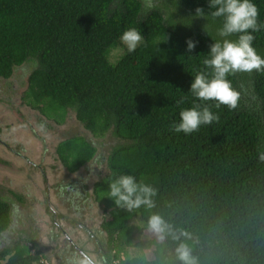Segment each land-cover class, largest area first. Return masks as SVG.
Listing matches in <instances>:
<instances>
[{
	"label": "trees",
	"instance_id": "1",
	"mask_svg": "<svg viewBox=\"0 0 264 264\" xmlns=\"http://www.w3.org/2000/svg\"><path fill=\"white\" fill-rule=\"evenodd\" d=\"M253 2L264 21V0ZM197 6L208 11L207 0H0V80L26 67L23 105L56 125L72 114L82 128L54 153L68 176L91 174L90 196L108 215L99 229L112 264H180V241L196 264H264V72L228 77L238 103L213 107L218 121L187 135L171 128L180 107H191V75L215 36L210 17L193 16ZM129 27L144 37L133 52L119 41ZM163 34L169 39L157 46ZM253 35L264 57V30ZM187 37L198 41L191 57ZM119 173L150 184L154 207H116L106 191ZM11 212L0 199V264L48 261L30 236L4 241ZM154 213L186 235L147 238Z\"/></svg>",
	"mask_w": 264,
	"mask_h": 264
},
{
	"label": "rangeland",
	"instance_id": "2",
	"mask_svg": "<svg viewBox=\"0 0 264 264\" xmlns=\"http://www.w3.org/2000/svg\"><path fill=\"white\" fill-rule=\"evenodd\" d=\"M116 52H111L110 60L118 55ZM27 72L24 66L15 68L11 78L0 80V199L6 201L12 211L3 239L10 242L30 235L29 238L44 249L50 264H58V254H52L62 247L76 251L71 241H76L74 246L97 258L105 257L107 248L105 245L103 248L105 237L100 233L99 224L108 215L90 196L91 174L80 169L67 177L54 153L64 135H84V132L72 114L63 124L56 125L37 110L23 105L21 97ZM33 164L45 172L40 174ZM44 176L49 178L44 180ZM68 178L75 179L76 183L69 186ZM84 195L90 198L84 199ZM25 217L30 218L29 222ZM144 235L160 241L151 230ZM146 258L150 260L152 255L147 252Z\"/></svg>",
	"mask_w": 264,
	"mask_h": 264
},
{
	"label": "clouds",
	"instance_id": "3",
	"mask_svg": "<svg viewBox=\"0 0 264 264\" xmlns=\"http://www.w3.org/2000/svg\"><path fill=\"white\" fill-rule=\"evenodd\" d=\"M208 11L197 6L193 16L210 17L214 25L215 36L211 38L208 51L201 60L202 67L191 75L192 79L187 92L193 97L191 107H180L179 119L171 125L173 131L184 134L196 132L200 126L211 124L219 120V114L212 110L221 105L229 109L237 107L239 92L235 90L229 76L237 72H264V57L253 46L254 33L264 30V21H258V9L253 0H207ZM219 20V23H215ZM207 23L203 31L208 35ZM169 39L157 37V46ZM119 41L128 52H133L144 42L142 33L135 27L125 29L119 35ZM198 44L191 37L185 38L186 52L190 53ZM201 54V53H200ZM199 55V54H197ZM196 56V55H195ZM209 101L214 103L210 104ZM185 102L181 96L175 101L177 106ZM258 159L264 161V150H258ZM155 189L139 181L132 174L119 173L107 181L106 196L114 205L127 211L133 209L154 207L153 196ZM149 230L156 233L160 239L170 235L173 240L180 241L185 236L182 230L173 229L159 214H152L148 218ZM175 254L180 264H196L190 247L180 241ZM49 263V262H48ZM71 264H107L103 258H97L89 252L81 250L73 258Z\"/></svg>",
	"mask_w": 264,
	"mask_h": 264
},
{
	"label": "flooded vegetation",
	"instance_id": "4",
	"mask_svg": "<svg viewBox=\"0 0 264 264\" xmlns=\"http://www.w3.org/2000/svg\"><path fill=\"white\" fill-rule=\"evenodd\" d=\"M62 135V134H61ZM55 152V151H54ZM16 154H18V153H16ZM19 155V154H18ZM20 156V155H19ZM28 159V158H27ZM26 159V160H27ZM53 159L54 160H56V158H54L53 157ZM27 162H29V161H27ZM34 166H36L37 168H39V172H40V174L41 173H44L45 171L40 167V166H38V165H35V164H33ZM54 170V169H53ZM53 172V174H55V170L54 171H52ZM67 175V174H66ZM79 175V174H78ZM67 177H68V175H67ZM76 177H78V176H76ZM49 177L48 176H44L43 177V179L44 180H47ZM71 181L72 179L71 178H68L66 181ZM61 184V183H60ZM60 184L58 185V186H60ZM55 185V184H54ZM73 185V184H72ZM71 185V186H72ZM56 188V187H55ZM67 188V187H66ZM66 188H65V191L67 192V190H66ZM60 203H62V202H60ZM28 222H29V220H28ZM27 222V223H28ZM74 224V223H73ZM74 225H76V224H74ZM76 227L77 228H79L80 227V225L79 224H77L76 225ZM100 233L101 234H103L101 231H100ZM6 235V234H5ZM104 235V234H103ZM30 236V235H29ZM64 236H66L67 237V234H65V232H64ZM73 242L76 244V241H71V244H72V247H73V249H75L76 251H74V250H71L70 248H67L66 246H64V247H62V249H60L59 250V252L57 251L56 253H53L52 255H54V254H58V257H57V259H56V261L58 262V264H71V261L73 260V258L75 257V256H77L78 254H79V252L81 251V249H79L77 246H74L73 245ZM104 245L105 244H103V248H104ZM41 248V247H40ZM105 253H107V255L105 256V257H101V258H103L106 262H107V264H112V262L110 261L111 260V256H109V251L107 250Z\"/></svg>",
	"mask_w": 264,
	"mask_h": 264
},
{
	"label": "built area",
	"instance_id": "5",
	"mask_svg": "<svg viewBox=\"0 0 264 264\" xmlns=\"http://www.w3.org/2000/svg\"><path fill=\"white\" fill-rule=\"evenodd\" d=\"M42 264H49L48 261H42Z\"/></svg>",
	"mask_w": 264,
	"mask_h": 264
}]
</instances>
